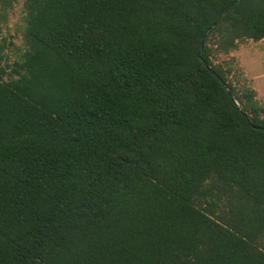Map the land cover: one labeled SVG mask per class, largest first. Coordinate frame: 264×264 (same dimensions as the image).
Masks as SVG:
<instances>
[{
    "label": "trees",
    "instance_id": "obj_1",
    "mask_svg": "<svg viewBox=\"0 0 264 264\" xmlns=\"http://www.w3.org/2000/svg\"><path fill=\"white\" fill-rule=\"evenodd\" d=\"M23 9L21 58L0 42V264H264V105L212 61L264 38V0Z\"/></svg>",
    "mask_w": 264,
    "mask_h": 264
},
{
    "label": "rangeland",
    "instance_id": "obj_2",
    "mask_svg": "<svg viewBox=\"0 0 264 264\" xmlns=\"http://www.w3.org/2000/svg\"><path fill=\"white\" fill-rule=\"evenodd\" d=\"M24 1L0 0V42L4 40V52L9 63L21 58L26 48L23 40L26 24ZM212 61L224 69H230L227 77L237 92L252 88L256 101L264 105V38L240 39L228 52H218L213 48ZM9 76L16 77V74L9 72L5 78Z\"/></svg>",
    "mask_w": 264,
    "mask_h": 264
},
{
    "label": "water",
    "instance_id": "obj_3",
    "mask_svg": "<svg viewBox=\"0 0 264 264\" xmlns=\"http://www.w3.org/2000/svg\"><path fill=\"white\" fill-rule=\"evenodd\" d=\"M213 25H215V23H214ZM201 51H202V47H201V48L199 49V51L197 52V57H198L199 61H200L203 65H207L206 61H205V60L202 58V56H201ZM210 73L213 74L214 76H216V77L219 79V81L221 82V84H222L223 86H225V87L227 88V90H229V88L227 87V83H226L222 78L219 77V75L215 72V70H213V69L210 68Z\"/></svg>",
    "mask_w": 264,
    "mask_h": 264
}]
</instances>
